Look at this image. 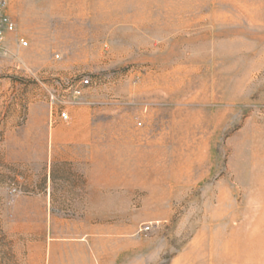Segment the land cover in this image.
<instances>
[{"label": "rangeland", "instance_id": "374dc122", "mask_svg": "<svg viewBox=\"0 0 264 264\" xmlns=\"http://www.w3.org/2000/svg\"><path fill=\"white\" fill-rule=\"evenodd\" d=\"M5 12L0 264H264V0Z\"/></svg>", "mask_w": 264, "mask_h": 264}, {"label": "built area", "instance_id": "2783aa9c", "mask_svg": "<svg viewBox=\"0 0 264 264\" xmlns=\"http://www.w3.org/2000/svg\"><path fill=\"white\" fill-rule=\"evenodd\" d=\"M8 5V0H0V47L3 40V35L5 30H13L14 23L10 20V18L5 13V9ZM23 44H26L25 41L20 39ZM80 82H82L83 85H86L88 83L87 79H82ZM75 94H79L80 90L75 89ZM62 102L59 100H55L53 97H50V110L54 111V114L58 116L61 120L68 119V113L67 111L62 107Z\"/></svg>", "mask_w": 264, "mask_h": 264}, {"label": "bare ground", "instance_id": "6f19581e", "mask_svg": "<svg viewBox=\"0 0 264 264\" xmlns=\"http://www.w3.org/2000/svg\"><path fill=\"white\" fill-rule=\"evenodd\" d=\"M262 155H264V152L262 153Z\"/></svg>", "mask_w": 264, "mask_h": 264}, {"label": "crops", "instance_id": "0c3cea01", "mask_svg": "<svg viewBox=\"0 0 264 264\" xmlns=\"http://www.w3.org/2000/svg\"><path fill=\"white\" fill-rule=\"evenodd\" d=\"M6 13V12H5Z\"/></svg>", "mask_w": 264, "mask_h": 264}]
</instances>
